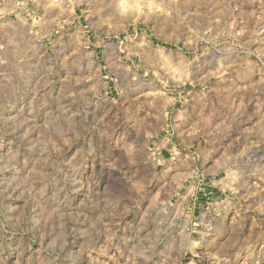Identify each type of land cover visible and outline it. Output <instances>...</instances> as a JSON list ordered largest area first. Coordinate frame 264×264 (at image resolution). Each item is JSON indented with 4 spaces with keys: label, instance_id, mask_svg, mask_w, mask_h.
<instances>
[{
    "label": "clouds",
    "instance_id": "clouds-1",
    "mask_svg": "<svg viewBox=\"0 0 264 264\" xmlns=\"http://www.w3.org/2000/svg\"><path fill=\"white\" fill-rule=\"evenodd\" d=\"M0 264H264V0H0Z\"/></svg>",
    "mask_w": 264,
    "mask_h": 264
}]
</instances>
